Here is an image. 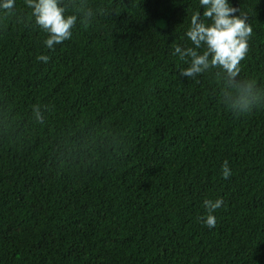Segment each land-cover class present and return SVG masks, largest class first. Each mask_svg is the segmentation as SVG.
Segmentation results:
<instances>
[{
    "label": "trees",
    "instance_id": "trees-1",
    "mask_svg": "<svg viewBox=\"0 0 264 264\" xmlns=\"http://www.w3.org/2000/svg\"><path fill=\"white\" fill-rule=\"evenodd\" d=\"M227 2L264 93V0ZM87 4L54 49L24 0L0 11V264H264V107L231 111L221 69L181 77L173 55L210 24L199 0Z\"/></svg>",
    "mask_w": 264,
    "mask_h": 264
},
{
    "label": "clouds",
    "instance_id": "clouds-1",
    "mask_svg": "<svg viewBox=\"0 0 264 264\" xmlns=\"http://www.w3.org/2000/svg\"><path fill=\"white\" fill-rule=\"evenodd\" d=\"M205 9L203 17L209 20L206 24L200 13H194L190 19V27L185 35L194 47L181 48L176 46L173 55L190 63L189 67L181 70L179 75L195 78L211 68L221 69L223 72L221 102L237 114H248L257 107H264V93H261L254 81L239 79L240 64L248 53V40L252 35V28L247 23L246 16L234 15L239 9L231 7L227 0H199ZM24 4L31 9V18L35 24L47 34L44 41L48 49L72 36V29L76 25L77 15H66L70 6L76 7L83 14V21L87 23L92 16L87 0H24ZM63 5V6H62ZM16 0H2L0 11L5 17L15 15ZM202 49V52H198ZM37 60L47 63L49 57L41 55ZM228 162L222 165V176H231ZM223 204L222 199L216 201L205 200L204 207L207 216L204 223L208 228H215L216 217L213 213Z\"/></svg>",
    "mask_w": 264,
    "mask_h": 264
}]
</instances>
